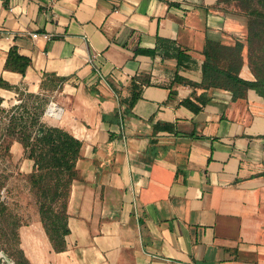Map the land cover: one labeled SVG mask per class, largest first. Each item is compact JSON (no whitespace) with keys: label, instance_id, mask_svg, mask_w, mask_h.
<instances>
[{"label":"crops","instance_id":"1","mask_svg":"<svg viewBox=\"0 0 264 264\" xmlns=\"http://www.w3.org/2000/svg\"><path fill=\"white\" fill-rule=\"evenodd\" d=\"M208 38L245 42L246 18L218 0H0V96L47 93L61 114L42 121L81 141L66 246L36 212L18 229L30 264H264V100L214 89L194 112L181 101L204 90L174 79L201 81ZM164 40L194 62L177 69ZM11 46L23 74L5 67ZM138 76L150 82L128 112Z\"/></svg>","mask_w":264,"mask_h":264},{"label":"trees","instance_id":"2","mask_svg":"<svg viewBox=\"0 0 264 264\" xmlns=\"http://www.w3.org/2000/svg\"><path fill=\"white\" fill-rule=\"evenodd\" d=\"M219 3L233 4L234 8L246 18L245 42L235 40L224 44L219 40L206 39L201 53V81L194 82L175 74L174 79L192 87L202 88L200 95L193 93L191 98L181 101L194 112L200 111L209 101V91L220 89L232 94L233 99L245 98L248 90H254L264 100V0H218ZM160 48L163 56L174 58L177 69L188 67L194 62L173 40H164ZM155 50L137 49L136 53L152 55ZM30 62L28 57L20 55L16 46H11L5 67L25 73ZM247 63L253 75L252 80L240 76L244 63ZM63 80V78H59ZM149 79L133 77L130 83V95L124 103L128 112L141 97L142 89ZM10 87L0 80V86ZM25 95V94H24ZM27 100H21L22 111L12 114L5 135L8 145L18 142L22 145L24 157L33 161V169L27 174L28 191L34 196V203L40 221L55 251L65 248V235L69 233L67 225V203L73 180L77 177L76 161L80 157L81 141L69 132L57 126L41 121L42 104L39 95L26 94ZM165 128L169 126L164 125ZM8 209L0 203L3 214ZM4 236L9 238L12 259L15 264H30L19 246V220L9 221L5 217Z\"/></svg>","mask_w":264,"mask_h":264},{"label":"rangeland","instance_id":"3","mask_svg":"<svg viewBox=\"0 0 264 264\" xmlns=\"http://www.w3.org/2000/svg\"><path fill=\"white\" fill-rule=\"evenodd\" d=\"M25 94V95H24ZM47 93L39 95V104H42L43 114L41 121L44 120V112L49 103ZM27 100L23 90L17 93L14 103L6 101L5 97L0 96V203H5L8 209L2 214L0 211V250L12 259L11 243L9 238L4 236L6 228L5 217L9 221L19 220V223L29 221L37 212L34 203V196L28 191L27 174L20 170L21 161L16 160L15 151H11L8 145V137L5 130L8 126L12 114L22 111L17 106L21 105V100ZM31 105L30 99H28ZM43 122V121H42ZM44 123V122H43ZM24 155V151H23Z\"/></svg>","mask_w":264,"mask_h":264},{"label":"built area","instance_id":"4","mask_svg":"<svg viewBox=\"0 0 264 264\" xmlns=\"http://www.w3.org/2000/svg\"><path fill=\"white\" fill-rule=\"evenodd\" d=\"M39 35L37 33H33L32 34V37L33 38H36L38 37ZM43 38L45 39H50V34L48 33H44L42 35ZM0 264H15V262L13 261V259H11V257L7 256L5 253H3L1 250H0Z\"/></svg>","mask_w":264,"mask_h":264},{"label":"bare ground","instance_id":"5","mask_svg":"<svg viewBox=\"0 0 264 264\" xmlns=\"http://www.w3.org/2000/svg\"><path fill=\"white\" fill-rule=\"evenodd\" d=\"M47 114L57 118L61 114V109L54 104H50L47 109Z\"/></svg>","mask_w":264,"mask_h":264}]
</instances>
